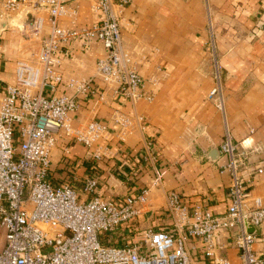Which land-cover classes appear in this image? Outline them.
I'll use <instances>...</instances> for the list:
<instances>
[{
    "label": "crops",
    "instance_id": "crops-1",
    "mask_svg": "<svg viewBox=\"0 0 264 264\" xmlns=\"http://www.w3.org/2000/svg\"><path fill=\"white\" fill-rule=\"evenodd\" d=\"M68 6H78V13L73 20H60V27L79 30L97 22L92 0H68ZM45 18L40 39L50 31L48 14ZM120 23L123 46L139 60L145 90L154 100L135 102L114 94L98 77L97 62L106 50L97 38L76 36L63 44L69 55L61 51L57 55L63 59L59 70L64 78H89L92 82V89L77 97L80 107L75 125L96 118L105 122L110 132L91 149H107V156L101 159L81 142L60 137L52 152L50 180L55 185L73 183L82 192L83 179L96 176L98 191L118 199L150 188L149 203L126 231V239L133 242L148 229L172 227L166 210L170 190L179 192L191 208L201 205L219 215L227 211L232 176L221 172L226 160L220 151L216 159L210 157L212 150H220L227 131L236 143L264 146V0H131ZM16 37L11 26L0 28V86L14 81L17 61L20 55L24 57L17 51ZM215 54L224 111L210 96L217 84ZM61 90L73 93L66 86ZM116 111L131 117L145 115L146 130L137 129L121 140L120 125L113 118ZM147 140L155 143L158 166L166 172L160 184H155V175L144 158ZM248 165L254 169L242 168L243 183L264 204V151L252 153ZM238 231L226 230L221 237L228 247L220 253L233 264L239 263L240 251L234 245ZM257 236L255 249L264 254V226ZM193 263L213 264L201 242H196Z\"/></svg>",
    "mask_w": 264,
    "mask_h": 264
},
{
    "label": "built area",
    "instance_id": "built-area-1",
    "mask_svg": "<svg viewBox=\"0 0 264 264\" xmlns=\"http://www.w3.org/2000/svg\"><path fill=\"white\" fill-rule=\"evenodd\" d=\"M130 2L92 0L97 22L70 30L59 25L63 18L73 20L78 13V6L70 8L68 0H0V20L28 36L40 38L45 14L50 22L48 36L41 39L34 58H19L14 81L0 86V264H194L196 242L203 244L213 264H233L220 253L228 247L221 240L223 232L233 229L239 230L234 237L240 251L238 264H264V254L255 249L257 234L247 233L244 225L248 220L257 227L264 226V204L241 178L242 168L254 169L248 165L250 155L264 151V146L236 143L228 131L219 150L226 160L221 172L232 176L227 211L219 215L205 206L191 208L183 203L179 192L170 190L166 210L173 220L172 227L148 229L138 241L129 242L126 231L149 203L150 188L118 199L98 191L100 182L96 176L83 179L82 192L70 182H51L52 152L60 137L81 142L89 153L101 159L108 150L91 149L110 132L109 126L96 118L75 125L80 107L77 97L86 95L92 82L89 78H64L59 70L63 59L57 55L58 51L69 55L62 49L63 44L76 36L97 38L106 50L105 57L97 62L98 77L114 94L135 102L154 100V95L145 90L139 60L123 46L120 22ZM21 15L30 23L14 25V16L21 19ZM215 66L217 84L210 96L224 111L217 59ZM61 86L73 93L62 91ZM113 118L120 125L121 140L137 129L147 128L143 114L131 117L116 111ZM145 148L144 158L155 175V184H160L166 172L158 166V149L152 140L146 141ZM257 169L262 171L263 167ZM101 235L107 237L101 239Z\"/></svg>",
    "mask_w": 264,
    "mask_h": 264
},
{
    "label": "rangeland",
    "instance_id": "rangeland-1",
    "mask_svg": "<svg viewBox=\"0 0 264 264\" xmlns=\"http://www.w3.org/2000/svg\"><path fill=\"white\" fill-rule=\"evenodd\" d=\"M15 18V19H14ZM14 20L12 23L14 25H20L21 27L23 26V24L26 23H30V19L29 20H25V16L21 15V19H19L17 16H14ZM19 19V20H18ZM1 21V20H0ZM4 21V20H3ZM1 28V27H0ZM13 29H15L16 32V38L15 40L18 41V46L20 47L19 49H17V51H21L24 53V57L22 58L23 60H32L34 58L35 53L38 51L39 47H40V41L41 39L38 38V36H28L26 35L24 32L20 31L18 29V27L13 26ZM26 29L28 30V27L26 26ZM25 30V29H23ZM25 35H23V34ZM30 34V32H29ZM23 42V44H22ZM22 49V50H21ZM216 54L214 55V59L216 58ZM20 59H21V55H20ZM219 58L217 57V60ZM224 93V91H223ZM106 235H101V239L106 238ZM3 245V232L2 229L0 228V248Z\"/></svg>",
    "mask_w": 264,
    "mask_h": 264
},
{
    "label": "water",
    "instance_id": "water-1",
    "mask_svg": "<svg viewBox=\"0 0 264 264\" xmlns=\"http://www.w3.org/2000/svg\"><path fill=\"white\" fill-rule=\"evenodd\" d=\"M6 25H7V21H0L1 28H5ZM217 156H219V150L218 149L212 150L210 153V157L213 159H216ZM244 225H245V230L247 233L249 234H259L260 233L261 227H257L253 224H250L248 220H245Z\"/></svg>",
    "mask_w": 264,
    "mask_h": 264
}]
</instances>
